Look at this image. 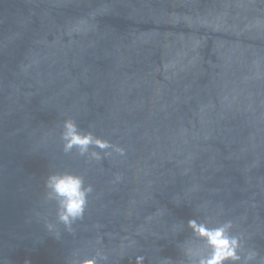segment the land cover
<instances>
[{
  "label": "water",
  "instance_id": "1",
  "mask_svg": "<svg viewBox=\"0 0 264 264\" xmlns=\"http://www.w3.org/2000/svg\"><path fill=\"white\" fill-rule=\"evenodd\" d=\"M190 220L264 264V0H0V264H198Z\"/></svg>",
  "mask_w": 264,
  "mask_h": 264
},
{
  "label": "clouds",
  "instance_id": "2",
  "mask_svg": "<svg viewBox=\"0 0 264 264\" xmlns=\"http://www.w3.org/2000/svg\"><path fill=\"white\" fill-rule=\"evenodd\" d=\"M63 139L66 152L78 148L83 154L93 143L102 149L110 147L108 141L94 138L91 134H80L76 124L71 120L65 122ZM121 152L123 154L124 150L121 149ZM118 179H122V177H118ZM47 186L59 201L58 215L62 223L71 228L73 222L83 219L87 211L88 195L92 188L91 186L85 187L81 176L70 172L54 174L49 177ZM189 226L199 238L206 241L211 250L207 257L198 261V264H242L241 240L239 236L231 234V221L210 228L205 224H198L195 220H190ZM252 260L253 257H249L245 264H252ZM82 264H98V261L93 257L85 259ZM138 264H143V257H138Z\"/></svg>",
  "mask_w": 264,
  "mask_h": 264
}]
</instances>
